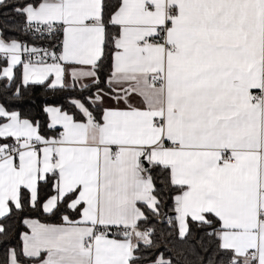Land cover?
I'll return each mask as SVG.
<instances>
[{
    "label": "snow or ice",
    "instance_id": "snow-or-ice-1",
    "mask_svg": "<svg viewBox=\"0 0 264 264\" xmlns=\"http://www.w3.org/2000/svg\"><path fill=\"white\" fill-rule=\"evenodd\" d=\"M0 264H264V0H0Z\"/></svg>",
    "mask_w": 264,
    "mask_h": 264
},
{
    "label": "trees",
    "instance_id": "trees-1",
    "mask_svg": "<svg viewBox=\"0 0 264 264\" xmlns=\"http://www.w3.org/2000/svg\"><path fill=\"white\" fill-rule=\"evenodd\" d=\"M9 19H14V18L11 17V16H9ZM21 36H23V33H21ZM31 94H34L38 98H41V99L43 98L42 90L39 89V88H37L35 90V92L34 93H31ZM29 110H30L29 106L28 105H25L24 106V111L27 112ZM32 215L35 216V217H37V218H39L41 221H43L45 223H59L60 222V220H59L58 217H47V216L40 215L39 213H33ZM13 242H15V241H13Z\"/></svg>",
    "mask_w": 264,
    "mask_h": 264
},
{
    "label": "crops",
    "instance_id": "crops-1",
    "mask_svg": "<svg viewBox=\"0 0 264 264\" xmlns=\"http://www.w3.org/2000/svg\"><path fill=\"white\" fill-rule=\"evenodd\" d=\"M43 222V221H42ZM60 223V222H59Z\"/></svg>",
    "mask_w": 264,
    "mask_h": 264
}]
</instances>
